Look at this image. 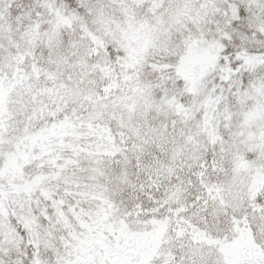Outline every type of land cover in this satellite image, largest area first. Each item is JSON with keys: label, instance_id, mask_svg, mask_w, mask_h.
I'll return each mask as SVG.
<instances>
[{"label": "snow or ice", "instance_id": "6c2138e0", "mask_svg": "<svg viewBox=\"0 0 264 264\" xmlns=\"http://www.w3.org/2000/svg\"><path fill=\"white\" fill-rule=\"evenodd\" d=\"M0 264H264V0H0Z\"/></svg>", "mask_w": 264, "mask_h": 264}]
</instances>
